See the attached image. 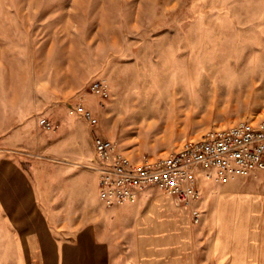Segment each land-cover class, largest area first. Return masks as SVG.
Returning <instances> with one entry per match:
<instances>
[{"label":"rangeland","instance_id":"rangeland-1","mask_svg":"<svg viewBox=\"0 0 264 264\" xmlns=\"http://www.w3.org/2000/svg\"><path fill=\"white\" fill-rule=\"evenodd\" d=\"M78 100L133 162L263 120L264 0H0V264H39L42 246L46 264H81L77 234L107 241L119 208L99 203L90 129L70 115ZM235 181L264 196V173ZM192 222L202 264L214 239Z\"/></svg>","mask_w":264,"mask_h":264},{"label":"crops","instance_id":"crops-1","mask_svg":"<svg viewBox=\"0 0 264 264\" xmlns=\"http://www.w3.org/2000/svg\"><path fill=\"white\" fill-rule=\"evenodd\" d=\"M235 182H207L202 198L191 206H178L171 196H154L160 191L148 190L137 201L105 215L110 219L104 246L89 244L88 230L77 234V245L69 247L79 249L73 259L81 264H195L192 211L196 209L202 236L214 239L212 258L202 257V264H264V218L259 219L264 217V196L243 193ZM99 203L104 206L100 199ZM212 223L217 227L213 235L206 229ZM34 253L39 264H46L43 246ZM61 255L65 259L64 249Z\"/></svg>","mask_w":264,"mask_h":264},{"label":"built area","instance_id":"built-area-1","mask_svg":"<svg viewBox=\"0 0 264 264\" xmlns=\"http://www.w3.org/2000/svg\"><path fill=\"white\" fill-rule=\"evenodd\" d=\"M89 89L100 102L109 98L110 88L104 80L93 81ZM69 110L70 115L89 126L99 199L106 208L135 202L151 189L171 196L178 206H191L202 198L207 182L229 184L248 174L264 173V119L243 120L228 128L210 130L186 140L164 157H144L133 162L101 133L99 116L82 100ZM38 124L46 132L56 130L46 117H39ZM192 216L199 223L200 211L194 209Z\"/></svg>","mask_w":264,"mask_h":264}]
</instances>
